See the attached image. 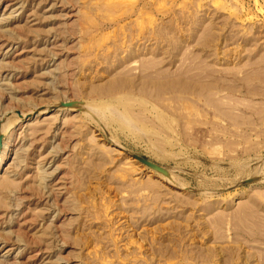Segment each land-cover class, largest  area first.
Returning <instances> with one entry per match:
<instances>
[{
  "label": "rangeland",
  "instance_id": "rangeland-1",
  "mask_svg": "<svg viewBox=\"0 0 264 264\" xmlns=\"http://www.w3.org/2000/svg\"><path fill=\"white\" fill-rule=\"evenodd\" d=\"M117 1L0 0V264H264V0Z\"/></svg>",
  "mask_w": 264,
  "mask_h": 264
},
{
  "label": "water",
  "instance_id": "water-1",
  "mask_svg": "<svg viewBox=\"0 0 264 264\" xmlns=\"http://www.w3.org/2000/svg\"><path fill=\"white\" fill-rule=\"evenodd\" d=\"M149 165L155 167V165L153 163L147 162Z\"/></svg>",
  "mask_w": 264,
  "mask_h": 264
},
{
  "label": "bare ground",
  "instance_id": "bare-ground-1",
  "mask_svg": "<svg viewBox=\"0 0 264 264\" xmlns=\"http://www.w3.org/2000/svg\"><path fill=\"white\" fill-rule=\"evenodd\" d=\"M115 2H118L117 0H115ZM106 3V2H105ZM113 3V2H112ZM109 4V3H108ZM117 4V3H116Z\"/></svg>",
  "mask_w": 264,
  "mask_h": 264
}]
</instances>
